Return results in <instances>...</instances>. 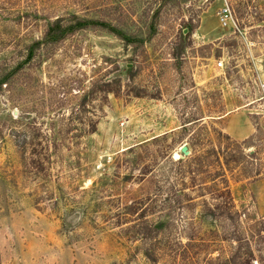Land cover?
I'll use <instances>...</instances> for the list:
<instances>
[{
    "label": "rangeland",
    "instance_id": "1",
    "mask_svg": "<svg viewBox=\"0 0 264 264\" xmlns=\"http://www.w3.org/2000/svg\"><path fill=\"white\" fill-rule=\"evenodd\" d=\"M260 24L264 0H0V264H264Z\"/></svg>",
    "mask_w": 264,
    "mask_h": 264
},
{
    "label": "crops",
    "instance_id": "2",
    "mask_svg": "<svg viewBox=\"0 0 264 264\" xmlns=\"http://www.w3.org/2000/svg\"><path fill=\"white\" fill-rule=\"evenodd\" d=\"M248 110L231 113L228 117L227 133L236 140L245 141L254 133V126L249 119Z\"/></svg>",
    "mask_w": 264,
    "mask_h": 264
},
{
    "label": "trees",
    "instance_id": "3",
    "mask_svg": "<svg viewBox=\"0 0 264 264\" xmlns=\"http://www.w3.org/2000/svg\"><path fill=\"white\" fill-rule=\"evenodd\" d=\"M91 22H85V23H75L72 25L67 26L66 28H63V26L61 25L60 21H56L54 23H50V29L47 33V36H50L51 34H56L58 32H66L67 35L73 33L74 31L78 30V29H86L87 27H90L88 25H90ZM104 26V25H103ZM192 31V30H191ZM264 31V24H260L257 28H253L251 29V34L257 33V32H262ZM110 84H107V88L104 90V92H106L107 94H111L113 93L112 90L109 89ZM96 126L94 125L93 128L91 129V133H95L96 132ZM227 138L231 139L230 136L227 135ZM248 142H244V144H246ZM248 156L253 157L254 154H249ZM186 161V157H183L179 160V163H184Z\"/></svg>",
    "mask_w": 264,
    "mask_h": 264
},
{
    "label": "built area",
    "instance_id": "4",
    "mask_svg": "<svg viewBox=\"0 0 264 264\" xmlns=\"http://www.w3.org/2000/svg\"><path fill=\"white\" fill-rule=\"evenodd\" d=\"M232 21H233V17H232L231 11L229 8H227L223 12L221 22L223 26L228 27L229 22H232ZM222 66H223V63H219V67H222Z\"/></svg>",
    "mask_w": 264,
    "mask_h": 264
},
{
    "label": "water",
    "instance_id": "5",
    "mask_svg": "<svg viewBox=\"0 0 264 264\" xmlns=\"http://www.w3.org/2000/svg\"><path fill=\"white\" fill-rule=\"evenodd\" d=\"M187 30L185 31V34H187ZM131 67V66H130ZM181 154H182V157H187L190 155V152H189V148L187 146H183L181 148Z\"/></svg>",
    "mask_w": 264,
    "mask_h": 264
}]
</instances>
